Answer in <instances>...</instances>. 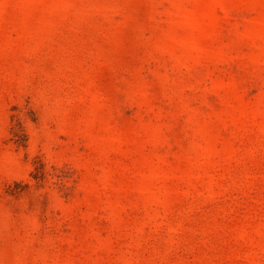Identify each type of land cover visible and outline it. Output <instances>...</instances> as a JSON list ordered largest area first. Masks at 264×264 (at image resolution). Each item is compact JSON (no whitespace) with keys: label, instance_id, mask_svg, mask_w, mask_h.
I'll list each match as a JSON object with an SVG mask.
<instances>
[{"label":"rangeland","instance_id":"1","mask_svg":"<svg viewBox=\"0 0 264 264\" xmlns=\"http://www.w3.org/2000/svg\"><path fill=\"white\" fill-rule=\"evenodd\" d=\"M30 241L39 264H264V0H0V264Z\"/></svg>","mask_w":264,"mask_h":264},{"label":"clouds","instance_id":"2","mask_svg":"<svg viewBox=\"0 0 264 264\" xmlns=\"http://www.w3.org/2000/svg\"><path fill=\"white\" fill-rule=\"evenodd\" d=\"M153 52L160 53L161 55L167 52L169 55V58L175 61L173 65V71L176 73H180L181 76L183 75V72H190V69L192 67V65L188 63V60L192 59L190 54L188 56H184V55L177 56L175 52L171 49V46H165L164 44L153 45ZM153 52H149L148 55L152 57L153 59H155V56H153ZM164 76L165 78H167L168 73L165 72ZM185 86L188 87L190 85H185ZM50 102L58 106L61 103L60 98L57 97L55 94L50 96ZM63 112H64L65 117L68 120L71 121L75 119L71 108H64ZM43 243H44L43 241H35V244L41 245V247H32L33 242L32 241L29 242V254L36 253L37 256H33L30 259H23V260H20L18 258H13V259L4 261V264H39L38 254L43 251V248H42ZM7 250H8L7 246L0 248V252H6Z\"/></svg>","mask_w":264,"mask_h":264}]
</instances>
